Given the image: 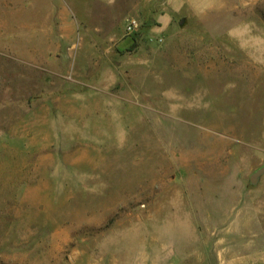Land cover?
Masks as SVG:
<instances>
[{
	"label": "rangeland",
	"instance_id": "rangeland-1",
	"mask_svg": "<svg viewBox=\"0 0 264 264\" xmlns=\"http://www.w3.org/2000/svg\"><path fill=\"white\" fill-rule=\"evenodd\" d=\"M260 168L264 0H0V264H264Z\"/></svg>",
	"mask_w": 264,
	"mask_h": 264
},
{
	"label": "built area",
	"instance_id": "built-area-1",
	"mask_svg": "<svg viewBox=\"0 0 264 264\" xmlns=\"http://www.w3.org/2000/svg\"><path fill=\"white\" fill-rule=\"evenodd\" d=\"M139 23L137 21V19L130 17L128 19H126L124 27H123V34L125 36H132L134 35L138 29H139Z\"/></svg>",
	"mask_w": 264,
	"mask_h": 264
},
{
	"label": "water",
	"instance_id": "water-1",
	"mask_svg": "<svg viewBox=\"0 0 264 264\" xmlns=\"http://www.w3.org/2000/svg\"><path fill=\"white\" fill-rule=\"evenodd\" d=\"M263 173H264V168H260L254 173H252L248 178L249 183L255 185L258 182L260 175H262Z\"/></svg>",
	"mask_w": 264,
	"mask_h": 264
}]
</instances>
